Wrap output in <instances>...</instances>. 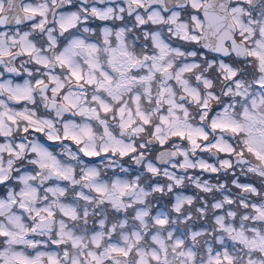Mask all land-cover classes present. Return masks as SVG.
Here are the masks:
<instances>
[{"label":"snow or ice","instance_id":"obj_1","mask_svg":"<svg viewBox=\"0 0 264 264\" xmlns=\"http://www.w3.org/2000/svg\"><path fill=\"white\" fill-rule=\"evenodd\" d=\"M0 264H264V0H0Z\"/></svg>","mask_w":264,"mask_h":264}]
</instances>
